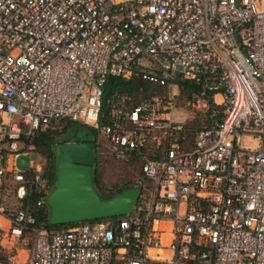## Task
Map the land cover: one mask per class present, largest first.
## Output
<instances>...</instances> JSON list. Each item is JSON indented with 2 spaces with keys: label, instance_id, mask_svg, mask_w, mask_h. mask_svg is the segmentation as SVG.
Masks as SVG:
<instances>
[{
  "label": "built area",
  "instance_id": "built-area-1",
  "mask_svg": "<svg viewBox=\"0 0 264 264\" xmlns=\"http://www.w3.org/2000/svg\"><path fill=\"white\" fill-rule=\"evenodd\" d=\"M67 121L140 159L131 213L37 225L34 140ZM0 264H264V0H0Z\"/></svg>",
  "mask_w": 264,
  "mask_h": 264
},
{
  "label": "water",
  "instance_id": "water-1",
  "mask_svg": "<svg viewBox=\"0 0 264 264\" xmlns=\"http://www.w3.org/2000/svg\"><path fill=\"white\" fill-rule=\"evenodd\" d=\"M56 154V181L46 197L53 225L121 217L134 210L141 194L138 187L108 199H103L96 191L91 169L95 151L90 143L64 142L56 147Z\"/></svg>",
  "mask_w": 264,
  "mask_h": 264
},
{
  "label": "trees",
  "instance_id": "trees-1",
  "mask_svg": "<svg viewBox=\"0 0 264 264\" xmlns=\"http://www.w3.org/2000/svg\"><path fill=\"white\" fill-rule=\"evenodd\" d=\"M142 87L144 88V91H140ZM157 91H158L157 85L152 84L151 82L144 80L141 77H138L133 81H128L120 77L109 76L107 78V82L104 87V99L106 100L108 97H110L113 93L116 92H126L136 95V98L139 100L145 95H149ZM198 118L201 119L200 116ZM65 123L66 124L64 130L65 129L72 131L74 130L77 134L76 141L90 143L95 151V160L91 166V169H92V180L96 189L97 184L100 183V179L96 169L97 154L99 152L98 136H100V134L96 129L83 125L78 122L67 121ZM189 126L194 128L200 127L197 123L195 124L192 123V121L189 122ZM65 141L66 140L63 137V135L59 132L58 127H50L45 131L39 132L34 140L38 153L40 155L42 154L43 156H45V158L48 160V164L46 166V169L44 170V174L48 175L53 186L55 185V181H56V170H57V161H58V156L56 154V147L58 145L63 144ZM109 154H111L113 157L117 159L133 160L140 162V170H141V161L136 156L126 159V158H118L116 155H114L111 152ZM148 183L150 184L149 181ZM131 187L130 186L121 187L117 190L115 194H111L107 196H102L99 194L97 190L96 191L103 199H108ZM139 189L142 194L144 192V187ZM141 194L139 196L138 201L141 199L140 198ZM38 198H39V194L36 192L33 193V195L31 196V200L34 203V214L37 218V225L44 226L47 228H56V229H64L69 226V224L53 225L50 222V208L48 204L42 207L37 206L36 202Z\"/></svg>",
  "mask_w": 264,
  "mask_h": 264
},
{
  "label": "rangeland",
  "instance_id": "rangeland-1",
  "mask_svg": "<svg viewBox=\"0 0 264 264\" xmlns=\"http://www.w3.org/2000/svg\"><path fill=\"white\" fill-rule=\"evenodd\" d=\"M196 115L192 119V123H197L199 126L203 125V120ZM65 122L59 124L58 130L65 138V142L76 141L77 134L73 130H64ZM99 152L97 154L96 169L100 179L96 190L102 196L115 194L121 187H138L143 188L144 192L141 197L146 196L151 189V185L143 178L140 170V162L133 160H122L113 157L109 151V147L105 138L98 136ZM39 154V153H38ZM27 155H22L18 158V166L21 170H26L30 165V159ZM42 170L46 169L48 160L42 154H39ZM26 251L21 252V256L25 258Z\"/></svg>",
  "mask_w": 264,
  "mask_h": 264
}]
</instances>
